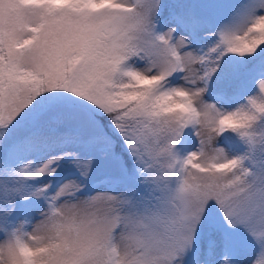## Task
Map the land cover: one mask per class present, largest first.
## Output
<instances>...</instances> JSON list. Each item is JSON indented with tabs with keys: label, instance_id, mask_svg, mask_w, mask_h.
Here are the masks:
<instances>
[{
	"label": "snow or ice",
	"instance_id": "obj_1",
	"mask_svg": "<svg viewBox=\"0 0 264 264\" xmlns=\"http://www.w3.org/2000/svg\"><path fill=\"white\" fill-rule=\"evenodd\" d=\"M215 8V0H0L4 176L9 161L57 141L80 146L13 170L36 179L69 158L79 175L54 192L51 182L28 191L0 179V264H214L215 240L202 242L198 229L215 207L227 225L220 264H236L227 230L237 226L258 248L251 264H264V72L234 108L209 99L210 88L223 97L246 71L214 81L226 54L264 51V0L209 33L217 41L207 51L191 49ZM164 14L176 26L160 31ZM178 73L183 83L171 84ZM188 127L199 146L181 156ZM97 148L131 186L81 194ZM30 196L48 205L31 232L15 223Z\"/></svg>",
	"mask_w": 264,
	"mask_h": 264
},
{
	"label": "rangeland",
	"instance_id": "obj_2",
	"mask_svg": "<svg viewBox=\"0 0 264 264\" xmlns=\"http://www.w3.org/2000/svg\"><path fill=\"white\" fill-rule=\"evenodd\" d=\"M170 4H174L175 0H168ZM216 8L210 14L208 23L203 27L197 36L191 37L189 47L191 49L207 51L208 48L214 46L217 41V36L209 35V33L217 31L221 24L229 22L233 19L235 12L245 11L247 9L255 8L261 3V0H215ZM175 27L176 22L164 14L160 18V24L158 28L160 31H166L168 27ZM179 35H187L182 27L177 28ZM262 51H258L260 53ZM135 66L143 68L146 66V61L136 58L134 61ZM221 63V68L218 70L213 80H217L225 70L232 71L236 69H242L244 66L241 56L236 54H226ZM264 72V61L251 72L244 71L238 75L232 85L230 91L223 97L215 95L213 89L210 88L209 99L215 100L223 108H234L237 105L243 103L245 98L252 94L256 88L257 79ZM182 73H178L176 76L170 78L171 84L183 83L180 79ZM78 108L82 106L77 105ZM27 111V110H26ZM23 115V114H22ZM102 123V122H101ZM264 126V125H262ZM106 131V130H105ZM238 141L233 139V144ZM199 146V140L195 135V131L192 127L185 129V132L177 144V150L181 156H186L191 151H194ZM80 146L73 142L57 141L51 144L49 147H44L39 150L33 151L29 156L23 158H16L8 163V172L10 176H4L3 164L0 163V179L7 178L10 183L16 185H23L28 191L34 190L43 184L49 182L52 183L51 191L54 192L56 188L65 182L78 177V172L74 165L69 163V158H65L60 162V167L54 175H46L36 179H21L16 175L13 170L21 166V161L27 162V159H32L36 163L43 162L52 155H59L63 151H76ZM83 154V153H82ZM87 155L95 157V167L90 177L87 178L86 188L82 190L83 195H92L100 191L103 194L104 191H122L126 187L131 186L129 180L123 176L120 169L114 164V162L102 154V150L97 148ZM259 152L256 154V158L259 159ZM0 156V160H2ZM256 170L260 171V168L256 166ZM121 181L116 183L117 179ZM47 201L42 197L30 196L21 208L28 209L27 213H22L15 218V223L19 224L24 221L25 230L31 232L42 219V213L47 209ZM26 220V221H25ZM224 224L223 216L218 207H215L211 213V216H206L201 222V226L198 229L199 237L202 242H206L209 238L215 240L216 253L214 264H220V260L226 251L225 249V232L219 227ZM227 236L231 240V249L228 251L230 259L236 262V264H251V259L257 254L258 248L256 247L252 237L243 226H237L235 228H229L227 230ZM3 236H0V240Z\"/></svg>",
	"mask_w": 264,
	"mask_h": 264
},
{
	"label": "trees",
	"instance_id": "obj_3",
	"mask_svg": "<svg viewBox=\"0 0 264 264\" xmlns=\"http://www.w3.org/2000/svg\"><path fill=\"white\" fill-rule=\"evenodd\" d=\"M243 59L244 62V66L242 69H246V71L251 72L252 70H254L255 68H258L259 65L264 61V51L258 53L255 56L252 57H241ZM97 115L99 117H101V122L103 123L107 118L104 117L102 112H99V110H97ZM107 123L110 125L111 121H107ZM106 131H109L108 129H105ZM110 135H113L114 138H117L115 136L114 132H109ZM122 144V141L119 142V144L117 145V147L119 148V146ZM124 157H125V162L126 164L130 165V158L127 156L126 152H122L121 153Z\"/></svg>",
	"mask_w": 264,
	"mask_h": 264
}]
</instances>
